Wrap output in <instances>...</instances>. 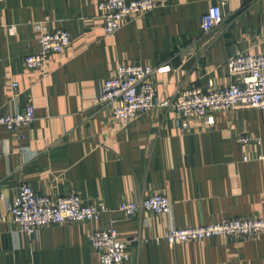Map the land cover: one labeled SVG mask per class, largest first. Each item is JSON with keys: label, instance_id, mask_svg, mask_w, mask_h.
Wrapping results in <instances>:
<instances>
[{"label": "crops", "instance_id": "1", "mask_svg": "<svg viewBox=\"0 0 264 264\" xmlns=\"http://www.w3.org/2000/svg\"><path fill=\"white\" fill-rule=\"evenodd\" d=\"M100 1L0 0V116L29 105L35 111L17 132L0 124V264H100L89 235L109 226L128 242L125 264H264V234L178 244L161 237L226 216L264 217V109L225 108L187 120L169 107L185 88L234 82L232 56L264 53V0H229L223 23L208 33L203 15L218 0H159L114 36L104 31ZM57 28L69 30L70 47L48 74L26 69L41 32ZM129 63L153 68L157 106L124 122L96 98ZM244 134L261 143L240 142ZM25 182L53 197L77 191L108 210L29 234L9 209ZM154 193L172 200L169 213L129 218L118 209Z\"/></svg>", "mask_w": 264, "mask_h": 264}, {"label": "built area", "instance_id": "2", "mask_svg": "<svg viewBox=\"0 0 264 264\" xmlns=\"http://www.w3.org/2000/svg\"><path fill=\"white\" fill-rule=\"evenodd\" d=\"M229 0H218L203 15V31L211 32L223 23V8ZM159 0H102L99 2L104 31L114 36L124 22L136 19L153 8ZM15 31V27H11ZM40 50L27 55L24 66L43 75L50 72L51 61L63 54L71 45V33L66 28L44 30L39 38ZM230 74L236 80L226 86L216 87L212 83L207 89L200 86L183 89L175 96L169 107L178 117L192 120L207 114L212 109L246 108L264 109V53L252 55L240 52L228 60ZM153 68L140 63H129L118 67L114 76L106 80L97 104H111L115 119L128 122L139 113L148 112L157 106L156 88L150 80ZM14 94L18 95V82H13ZM35 119L32 105L24 111L8 112L0 116V124L11 132H17ZM243 143H261L257 136L244 134ZM4 139L0 137V154ZM264 159V152L259 154ZM13 220L29 234L37 233L46 225L66 224L78 221L96 220L108 210L105 204L85 202L77 191L53 197L39 193L29 183H22L10 206ZM118 209L129 218L138 213L151 211L167 214L172 209V200L163 193L145 196L141 201H124ZM264 234V217L257 215L226 216L211 224L171 228L162 238L170 244L193 240H208L225 237L234 240L259 238ZM92 246L98 251L100 264H125L129 258L128 242L119 236L113 227L95 228L89 235Z\"/></svg>", "mask_w": 264, "mask_h": 264}, {"label": "rangeland", "instance_id": "3", "mask_svg": "<svg viewBox=\"0 0 264 264\" xmlns=\"http://www.w3.org/2000/svg\"><path fill=\"white\" fill-rule=\"evenodd\" d=\"M212 110H214V109H212ZM215 110H219V109H215ZM210 111H211V110H210ZM208 112H209V111H208ZM208 112H207V113H208ZM118 207H119V206H118ZM150 212H151V211H150ZM163 235H164V234H163ZM163 235H162V236H163ZM162 236H161V237H162Z\"/></svg>", "mask_w": 264, "mask_h": 264}]
</instances>
